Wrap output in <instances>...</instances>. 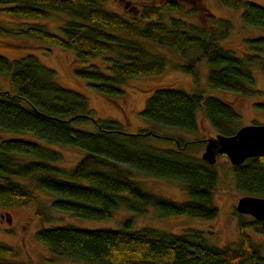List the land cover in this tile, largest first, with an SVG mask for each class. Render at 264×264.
Instances as JSON below:
<instances>
[{
	"label": "trees",
	"instance_id": "trees-1",
	"mask_svg": "<svg viewBox=\"0 0 264 264\" xmlns=\"http://www.w3.org/2000/svg\"><path fill=\"white\" fill-rule=\"evenodd\" d=\"M219 1L240 10L244 25L263 32L245 39L240 52L222 45L232 34L231 22L217 18L199 1L185 12L178 0H163L162 5L146 4L120 14L102 7L103 0H0L1 13L33 20L10 27L0 23V36L73 51L80 64L73 75L108 100L122 96L123 87L134 77L159 74L169 64L192 75L195 91L155 88L145 100L142 118L148 124L194 133L197 112L202 111L215 134L228 136L240 127V115L199 88L198 62L207 61L210 87L259 97L262 100L254 106L264 111V93L253 88L251 71L259 65L264 74V7L252 1ZM178 12L182 15L176 16ZM52 14L60 15V33L39 22ZM97 56L103 57V68L88 63ZM4 75H9L15 91L0 89V206L39 201L37 193L43 191L50 196V209L87 220H109L119 209L140 216L149 206L163 216L212 219L218 214L212 198L217 170L186 152L195 142L175 140L154 127L130 132L115 119L95 118L87 99L60 85L56 71L32 54L12 60L0 55V76ZM84 124L92 128H81ZM6 133H30L36 138L6 137ZM37 140L84 154L72 167H65L61 151ZM166 142L174 146L158 145ZM232 172L240 192L264 197V156L247 158ZM135 174L180 182L187 199L174 201L149 192ZM39 214L46 219L45 213ZM235 214L241 231L236 242L224 247L212 244L199 229L178 234L151 227L133 229V217L119 229L43 227L35 238L53 255L84 264H264V244L246 232L252 227L264 235V220L245 222L236 208ZM15 255L14 247L0 242V257ZM0 264L21 263L0 260Z\"/></svg>",
	"mask_w": 264,
	"mask_h": 264
},
{
	"label": "rangeland",
	"instance_id": "rangeland-1",
	"mask_svg": "<svg viewBox=\"0 0 264 264\" xmlns=\"http://www.w3.org/2000/svg\"><path fill=\"white\" fill-rule=\"evenodd\" d=\"M184 6V12L190 7L194 8L195 1L208 8L214 16L220 19H228L232 24V34L229 39L222 42L225 47L236 49V52L245 49V39L262 35L263 32L255 27L246 26L240 18V10H234L221 4L219 0H194L191 3L178 0ZM252 1L264 7V0H242ZM163 0H103L102 7L108 11L127 13V9H136L146 4L162 5ZM186 3V4H185ZM204 4V5H203ZM182 11V12H183ZM123 12V13H122ZM176 15V14H175ZM182 15L180 12L176 16ZM60 15L52 14L49 17L39 20L48 30L60 33ZM23 21H33L32 19L16 17L0 12V23L5 26H13ZM168 54H173V49H164ZM32 54L44 65L56 71L57 82L65 88L72 89L82 94L88 102L92 115L97 119H115L122 123L124 127L135 132L146 127H154L159 133L167 134L175 140L181 139L184 142H195V145L187 148L190 155H201L205 147V139L215 135L208 120L202 111L197 112V131L189 133L178 128H168L159 125L148 124L141 116V110L147 97L155 88L172 87L188 92L195 91V84L192 75L181 70L173 69L169 64L165 70L159 74L150 76H137L131 79L123 87L124 94L115 100H108L97 94L90 88L84 80L73 75V70L80 66L74 59V52L65 50L58 46L46 48L36 40L0 36V55L12 60ZM90 64L104 67V59L97 56L89 60ZM87 63V64H88ZM254 77L253 88L264 93V74L259 65L251 67ZM199 88L206 95L214 96L230 104L240 115L238 125L264 122V111L254 106L255 102L262 100L259 97H242L238 94L212 88L208 84V64L202 58L198 62ZM0 89L11 93L15 91L9 75L0 76ZM255 124V123H254ZM81 128L91 129V124L81 125ZM23 134V135H18ZM6 137H24L35 139L30 133H6ZM42 144L61 151L63 158L61 165L72 167L84 154L83 151L72 147H61L56 144L46 143L37 140ZM164 147H173L172 143L158 144ZM214 167L217 170V182L213 192V203L218 208V214L212 219L191 217L186 214L160 215L158 210L149 206L147 212L140 216H135L133 212L119 209L115 211L109 220H87L73 216L66 212L50 209V196L43 191H39V201L30 200L26 203L5 207L0 206V242L14 247L16 255L11 258L0 260L17 262L21 264H84L74 262L64 257L53 255L45 244L35 238V233L43 227H53L62 225H75L84 229L111 228L119 229L122 223L133 217V229L151 227L161 231L182 233L186 229H199L206 233L209 241L219 247L227 246L238 240L240 229L238 227V217L235 214V206L244 193L240 192L234 181L232 164L226 156L217 155ZM142 186L149 192L161 195L174 201L187 199L186 192L182 189L180 182L147 177L142 174H135ZM43 209V211H41ZM39 212L46 215V219L40 216ZM245 222H250L253 218L243 214ZM246 232L251 235L256 243L264 244V235L257 233L252 227H248Z\"/></svg>",
	"mask_w": 264,
	"mask_h": 264
},
{
	"label": "water",
	"instance_id": "water-1",
	"mask_svg": "<svg viewBox=\"0 0 264 264\" xmlns=\"http://www.w3.org/2000/svg\"><path fill=\"white\" fill-rule=\"evenodd\" d=\"M225 155L234 166L243 163L247 158L264 156V123H252L239 127L232 135L215 134L205 140L201 159L214 164L217 155ZM241 214L264 220V197L244 195L235 206Z\"/></svg>",
	"mask_w": 264,
	"mask_h": 264
},
{
	"label": "flooded vegetation",
	"instance_id": "flooded-vegetation-1",
	"mask_svg": "<svg viewBox=\"0 0 264 264\" xmlns=\"http://www.w3.org/2000/svg\"><path fill=\"white\" fill-rule=\"evenodd\" d=\"M264 123V122H263ZM257 124V123H256ZM208 139V138H207ZM206 140V139H205ZM220 156H225V155H222V154H220ZM232 166H234V165H232ZM250 216V215H249ZM252 217V216H251ZM0 218H2V216L0 215ZM253 218V217H252ZM254 219V218H253Z\"/></svg>",
	"mask_w": 264,
	"mask_h": 264
}]
</instances>
